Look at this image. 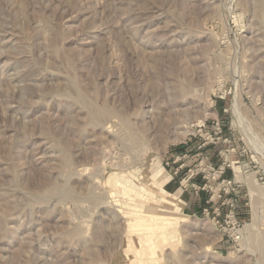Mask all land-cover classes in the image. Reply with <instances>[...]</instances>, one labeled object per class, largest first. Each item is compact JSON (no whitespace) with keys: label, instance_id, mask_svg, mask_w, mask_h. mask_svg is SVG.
I'll return each mask as SVG.
<instances>
[{"label":"rangeland","instance_id":"1","mask_svg":"<svg viewBox=\"0 0 264 264\" xmlns=\"http://www.w3.org/2000/svg\"><path fill=\"white\" fill-rule=\"evenodd\" d=\"M0 264H264V0H0Z\"/></svg>","mask_w":264,"mask_h":264},{"label":"built area","instance_id":"2","mask_svg":"<svg viewBox=\"0 0 264 264\" xmlns=\"http://www.w3.org/2000/svg\"><path fill=\"white\" fill-rule=\"evenodd\" d=\"M201 149V147H200ZM188 150V149H187ZM185 151L184 153H181L179 157L180 161L186 160V158H188V155H190L191 153L189 151ZM199 156V155H198ZM191 174L189 176V179L194 178L195 176H199V171H190ZM195 179V178H194ZM230 188L229 190H225V193L227 195H229L228 197L223 198V195L221 194V191L217 193V195H213L212 198L210 200H207V205H211L214 203H218L219 206L217 208L214 209V218L213 220L215 221V224L217 226H219L220 228H223L224 225H226V227L231 228V231L233 232V241H235L236 243L241 242L242 238H243V234H242V229H241V224L238 221V217H237V201L235 198V194H236V189L232 187V183L229 181L228 182ZM207 186H203V187H197V190H206ZM231 196V197H230ZM227 208L229 211V215L227 216V218L225 220H221V216H222V212H221V208ZM205 213L207 215H209V208L204 210Z\"/></svg>","mask_w":264,"mask_h":264},{"label":"crops","instance_id":"3","mask_svg":"<svg viewBox=\"0 0 264 264\" xmlns=\"http://www.w3.org/2000/svg\"><path fill=\"white\" fill-rule=\"evenodd\" d=\"M187 149H189V148H187ZM186 149V150H187ZM168 182H171L172 183V180L170 179V176H169V180H168ZM170 184V183H169ZM178 193L179 194H183L184 192H183V190L182 189H179L178 190ZM236 198V197H235ZM181 200V199H180ZM188 201V203H186V204H188V206H190L191 208H194V211L195 210H199L200 212L202 211V210H205V209H207V198L205 197V198H200V197H198V198H195L194 196H190L189 197V200H187ZM181 202L182 203H185L184 201H182L181 200ZM238 212V211H237Z\"/></svg>","mask_w":264,"mask_h":264},{"label":"bare ground","instance_id":"4","mask_svg":"<svg viewBox=\"0 0 264 264\" xmlns=\"http://www.w3.org/2000/svg\"><path fill=\"white\" fill-rule=\"evenodd\" d=\"M228 16V15H227ZM106 115H108V114H106ZM106 115H104V116H106ZM193 127V126H192ZM185 129H187L185 132H184V136L185 135H187L189 132H191L192 130H190L191 129V126H190V128L187 126V128H185ZM189 129V130H188ZM195 131V130H194ZM64 159V160H63ZM62 160L64 161V162H67V160H66V158L64 157V158H62Z\"/></svg>","mask_w":264,"mask_h":264},{"label":"trees","instance_id":"5","mask_svg":"<svg viewBox=\"0 0 264 264\" xmlns=\"http://www.w3.org/2000/svg\"><path fill=\"white\" fill-rule=\"evenodd\" d=\"M185 148H187V147H183V148H181V150H184Z\"/></svg>","mask_w":264,"mask_h":264}]
</instances>
